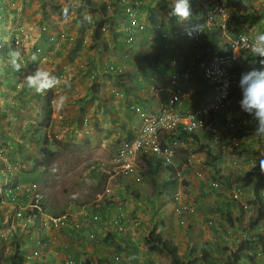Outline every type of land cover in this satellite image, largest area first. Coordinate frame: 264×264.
<instances>
[{
    "label": "rangeland",
    "instance_id": "rangeland-1",
    "mask_svg": "<svg viewBox=\"0 0 264 264\" xmlns=\"http://www.w3.org/2000/svg\"><path fill=\"white\" fill-rule=\"evenodd\" d=\"M191 1L194 13L197 4ZM257 1L258 4L251 0H239L242 7L238 10L237 19L231 20L228 30L230 34L251 29L257 18H261L264 14V0ZM102 2L103 0H0V27H3L2 36L5 39L3 47L0 48V148L3 150L0 157V192L8 185L9 189L15 187V196L23 197L9 202L0 196V264L6 263L13 255L14 247H11V243L15 235L18 237L19 249L26 255L35 239L57 234H60L55 237L57 243L72 237L73 248H69L67 252L72 251L78 259H87L85 264H171L167 257L147 249L144 238L153 229L156 233L163 234L165 239L176 243L179 253L185 258L193 256L192 249L207 247L211 249V258L216 260V264H264V220L259 223L260 228L246 229L253 211L250 203L253 187L236 185L242 190L239 198L234 197L232 189H226L223 185L214 187V169L205 163L207 154L200 151L204 144L210 142L214 149L223 152L216 161L223 173L236 176L250 172L253 177H260L258 161L261 158L252 153L250 160L249 154L242 151L246 144L252 141L254 143V140V149L260 148L258 136L251 132L245 138L237 136L238 129L252 131L247 128L250 120L248 113L240 107L238 91L232 98V111L226 116V121L222 120L225 147L205 135L189 137L193 140L183 138L185 141L180 149L184 151L179 160L187 162V155L191 153L194 162L185 168L180 166L182 178L178 177L171 196L151 195L146 177L143 182L137 183L132 176L127 178L111 173L114 153L120 141L127 135V128L136 125L133 130L135 136L136 128L139 127L140 122L131 110L130 99L135 101L144 100V96L151 97L154 86L168 88L170 76L161 74L167 71L168 66L161 70L159 63L151 64L139 55L140 51H146L152 54L154 60L158 38L152 37V42L145 43L139 38L134 44L126 45L122 40L124 34L119 31L120 18L113 16L111 12L106 14L108 28L106 31L102 30L103 40L93 41L94 21L101 16ZM65 6H70L67 17L62 12ZM149 8L148 13L151 14L152 8ZM168 11L169 8L165 9L164 17H169ZM85 12L91 16V22L82 20L81 15ZM244 14L248 16L244 17ZM241 15L245 19L242 23H237ZM256 15L259 17L255 18ZM196 20H192V23ZM87 24L90 27L84 29L83 25ZM20 30L29 37L22 34L23 37L20 38ZM15 34L21 40L12 44L15 46L12 47L10 36ZM221 37L225 39L223 35ZM186 41V37L182 35L178 43ZM148 44L150 47H146ZM38 48L41 49L40 52L37 51ZM12 49H19L27 64L18 72L11 67L8 60L6 50ZM123 53L129 57L124 58ZM32 55L37 56L36 63L31 62ZM248 58V54H244L242 59L246 68L251 64L248 61V66L246 65ZM37 64L60 80L56 88L43 95L29 90L24 80ZM109 65L121 68V72L111 71ZM200 70L201 66H198L194 74L181 73V82L185 88L193 75L199 72L202 75ZM22 88L27 91L24 93ZM61 97L65 98L63 107H60ZM46 102H50L53 107L50 126L42 124V111ZM253 122L256 125L254 119ZM229 123H233L234 127ZM40 124L44 127L37 133L36 129L40 128ZM46 133L49 134V141L42 137ZM52 136L68 142V145H52ZM233 136L238 137L240 145L235 144ZM46 144L58 153L55 157H49L52 171L45 181L39 182L46 204L59 210L66 206V212L81 220V209L86 207L89 212L94 211L98 194L106 188L111 190V195H104L105 202L102 201L100 208L103 220L94 229L99 230L100 234L93 241L86 237L84 231L87 228L89 232L90 226L94 225L90 221L85 226L80 224V228L75 227L73 233H67L60 228L42 227L34 216L27 214L32 209L30 202L35 194L34 191L27 194L25 188L42 169L39 167L35 171L34 158H44L41 148ZM23 145L29 157H24L19 152ZM255 163L256 171L254 168L250 170ZM27 170L31 176L25 179L31 180L20 181ZM167 176L168 173H162L159 176L160 182ZM219 182L221 183L220 180ZM172 193H177L179 200L172 198ZM262 193L264 195V191ZM180 205L187 209L179 212V208L177 210L175 206ZM20 208H23V215L17 216ZM121 209L127 213L124 231H118L107 220V216L114 218ZM181 209L183 208L180 207ZM111 222L113 223L112 220ZM75 233L84 235V240L76 241ZM253 234H257V239L252 238L254 249L247 251L248 255L243 254L238 263L233 262V252L238 248L241 239ZM106 238L110 241L105 242ZM113 241L120 244L118 254L119 248L112 244ZM83 250L86 251L82 253ZM36 264L42 263L36 261Z\"/></svg>",
    "mask_w": 264,
    "mask_h": 264
},
{
    "label": "built area",
    "instance_id": "built-area-1",
    "mask_svg": "<svg viewBox=\"0 0 264 264\" xmlns=\"http://www.w3.org/2000/svg\"><path fill=\"white\" fill-rule=\"evenodd\" d=\"M200 6V15L198 22L193 23L189 28L181 29L179 27H173L166 29L160 25L159 34L151 31L146 33L149 27V15H144L142 12V0H103L102 3L106 4L107 12H111L113 16L120 18L118 26L124 36L122 40L126 45H132L140 38L142 41L145 36L151 40L152 37L158 38L159 50L157 51L161 57H166L167 62L172 67L165 74H169L170 83L168 89V95L166 99H158L155 102L142 103L138 100L131 101V110L138 119L139 127L135 136L130 140H123L120 142L112 163L114 167L112 171L115 174H122L129 176L134 174L136 182H142L143 177L140 174V165L138 155H154L157 156L163 166L176 167V156L182 140L180 139L181 133L197 134L212 137L221 147H225V133L223 132V125L221 118L228 116L233 109L231 103L233 101V95L238 90H241L239 81L241 74L249 71L245 66L243 54L250 52L251 41L258 33H264V28L255 32V26L248 30H240L232 36L227 34L228 24L231 20V11H237L239 8L234 4L229 5V0H198ZM235 3V1H234ZM148 18V19H147ZM108 22L103 26L102 30H107ZM194 25L202 26L203 30L198 33H194L190 38L187 34V30ZM2 27V26H1ZM0 27V48L4 45V38L2 36V28ZM214 29H222L227 41L226 44L230 45L232 51L225 54L209 55L202 59V47L207 39L209 31ZM19 37H23V33L20 30ZM23 34V35H22ZM15 34L11 37V45L19 43L20 38ZM153 35V36H152ZM184 35L187 39V46L185 44H179L180 37ZM24 37L28 38L27 34ZM16 38V40H15ZM25 38V39H26ZM243 38V42H242ZM176 44H179L177 47ZM220 46V47H222ZM12 47H15L12 45ZM6 49V48H5ZM41 51L40 48L37 49ZM198 66H201V73L204 79L211 85L210 97L191 108H186L182 105L183 101L190 97V92L183 86L182 75L180 69H185L187 74H191L196 70ZM111 71H120L121 68H115L113 65L108 66ZM123 95V94H122ZM231 127H234L233 123H229ZM238 136V135H237ZM237 136H233V140L236 145H240ZM3 155V150L0 148V157ZM192 160L188 159L187 164H191ZM180 175V172H178ZM212 185L216 188L220 186L219 181H213ZM234 197L239 198L242 190L236 188L232 189ZM183 209L179 212L187 209L182 206ZM84 215L87 214L85 210H82ZM23 215V208H20L17 216ZM125 215L121 213L118 215L114 223L119 230H123L122 225ZM100 220V215L95 214L93 221ZM43 225L52 226L54 228H66L73 226L80 228V223L70 222V214L65 213L62 215H46L42 219ZM89 237L94 240L96 234L90 233ZM46 245L43 239H39L37 247L33 248L27 255L28 259H42V247ZM59 264H78L73 256H67L62 259Z\"/></svg>",
    "mask_w": 264,
    "mask_h": 264
},
{
    "label": "trees",
    "instance_id": "trees-1",
    "mask_svg": "<svg viewBox=\"0 0 264 264\" xmlns=\"http://www.w3.org/2000/svg\"><path fill=\"white\" fill-rule=\"evenodd\" d=\"M193 1L195 3V0ZM171 4H172L171 1H158L156 3V7L159 10L164 11L165 9L169 8ZM229 4H234L233 0H229ZM101 8H102V10H100L101 16L99 18H96L94 21L95 26L93 30V41L95 42H99L100 40H103L102 28L108 22V18L106 15L107 14L106 4L102 3ZM196 11L201 13L200 7H198ZM83 14L81 15L82 20H83ZM230 15L231 17H234L236 15V11L234 10L231 11ZM149 18H150V22H149L150 24H149V27L147 28V31L152 30L155 33L159 32L161 22H160L158 13L152 12L151 14H149ZM228 28H230V22L228 24ZM212 41L213 40L209 41L208 39H206L203 44L202 52H201L203 60H205V58L208 57L209 55L225 54V53L232 51L230 45L226 44L225 46L218 47L214 45ZM245 54H248L249 56V58L247 59L246 65L248 66V61L251 62V64L248 66L249 70H252V69L264 70V64L260 62L261 59H264V58L255 57L251 52H248ZM139 55L140 57L146 58V60H149L151 64L157 65L159 63V67L161 68V70H164L166 66H168L167 68H169L170 64L165 61L164 62L166 64H164L163 59L159 55H155L154 60L151 56L152 54L146 51H140ZM180 72L184 74L185 69H182V70L180 69ZM191 74H194V72H192ZM201 78L204 79L203 76H201ZM14 87L16 88V85ZM24 88H22V91L25 93L27 90ZM238 97L242 99V92L238 93ZM138 101H141V100L139 99ZM52 115H53V107L50 102H46L43 108V111H42V116H43L42 124L44 126L51 125ZM248 117L250 120V124L248 127L247 126L246 127L248 129L250 128L252 131L246 132L247 131L246 129H238L237 135L241 138L247 137L248 134H250V132L254 134L256 125L253 122V118L250 114H248ZM221 120L226 121L227 117L226 116L222 117ZM42 124H40V128L36 129L37 133L42 131V127H44ZM42 137L45 140L49 141L48 133L42 134ZM187 137L188 136H185L186 140H187ZM132 138L133 137H129V138H126L125 140L130 141ZM258 142H260L261 145H260V148L256 150L254 149L255 143H256L255 140H254V143L252 141L251 143H248L243 147L242 151L249 154L248 159L252 160V156H251L252 153H256L258 157L261 159L264 158V136H258ZM51 144L57 147L60 145L65 147L66 145H68V142L59 140L56 136H52ZM183 151L184 150L179 149L178 155L180 156V154ZM200 151H204L207 154L205 163L213 167L214 169L213 178L218 181L220 180L222 183L221 185H223L226 189H231L235 187L236 185H241V184L253 187V198L250 200V203L253 205V211L250 215V218L248 219V225L246 229H248V227L251 228V230H255L256 228H259L257 227V225L262 220H264V197H263L264 195L262 193V191H264V173H261L260 177L258 176L259 178L253 177V173H250V172L246 173L245 175L236 174V176L232 174H225L218 168V164L216 162L217 159L222 156L223 154L222 150L214 149L213 147L210 146V143H207L201 147ZM19 152H21L24 157L30 156L29 154L26 153L24 149V145L19 149ZM57 154L58 153H56L49 144H46L45 146L41 148V155L44 158L43 159H40L39 157L34 158V165L36 166L35 171H37L39 167H42V169L39 170L37 173V181L42 182V181H45L46 178H48L47 177L48 174H50L52 171L51 168L49 167L50 161H51L49 157H55ZM140 167H141V174L145 176L146 178H148L151 195H166L175 190L177 180L175 179V173L173 169L171 171L170 170L167 171L169 176H167L164 179V181L160 182L159 176L161 175V173L165 172L167 168L163 167L161 160L157 156L140 154ZM254 170L256 171V167L254 168ZM27 176H31L28 170L27 172L24 173V176L21 181L23 182L30 181V179L29 180L25 179ZM3 189H4L3 191L5 192L3 191L0 192L1 199H5L9 202H14V201L19 200L20 198H23V197L15 196L14 192L10 191L8 185H6V187H4ZM42 208L46 212L51 213V214L64 213L66 211V206L61 207L59 210L58 208H56L55 206H52L51 204H47V205L43 204ZM95 209L96 211L101 212L99 208H95ZM27 214L30 217L34 216L37 222L41 224L40 217H39L40 211L37 208L29 209L27 211ZM256 237H257V234H253L252 236L241 239V242L239 243L238 248L233 252V255H232L233 262L238 263L240 259L242 258L243 254L248 255L246 252L247 251L249 252L254 249V245L252 244V238L257 239ZM41 238L44 239L46 245L49 244V239L47 236H42ZM17 239L18 237L17 235H15L11 243V247H14L13 248L14 253L13 255L10 256L8 261L3 264H36L35 260H27L25 258L22 251L19 249V242ZM109 241L110 239L106 238L105 242H109ZM38 243H39V237L35 239L34 245H38ZM144 243L150 252H154V253L159 254L160 256L167 257V259L170 261L171 264H216V260H214V258L213 259L211 258V249L207 247H203L201 249H192L191 253L193 256H190V257L187 256L185 258L179 253V247L176 243H172L169 239H165L163 237V234L156 233L155 229H153L150 232V234L144 238ZM112 244L119 248L117 254L120 253V249H121L119 246L120 244L116 241H113ZM77 263L82 264L79 260H77ZM109 263H112V262H109ZM45 264H47V262Z\"/></svg>",
    "mask_w": 264,
    "mask_h": 264
},
{
    "label": "clouds",
    "instance_id": "clouds-1",
    "mask_svg": "<svg viewBox=\"0 0 264 264\" xmlns=\"http://www.w3.org/2000/svg\"><path fill=\"white\" fill-rule=\"evenodd\" d=\"M142 1H143L142 8L144 6H146L147 4H149V2H150V0H142ZM158 1H171V0H155V6H156V3ZM234 1H235L234 5H236V6L238 5L239 9H241L242 6H241V3L239 2V0L238 1L237 0H233V2ZM242 1H244V0H242ZM195 3L197 4V7H200L198 0H195ZM238 10L236 12H238ZM62 12H63V15L65 17H67L69 15V12H70V6L63 7ZM167 14L170 17H176L178 19V21H180V22L190 21L191 18H192V14H193L192 13L191 0H172V4L169 6V11H168ZM91 19H92L91 16L87 12H85L83 14V21L84 22H91ZM233 19H237V16L231 17V20H233ZM231 20H230V25H231ZM202 30H203L202 26L194 25V26H192V28L187 30V34L191 38L194 33L201 32ZM228 30H229V28H228ZM228 30H227V34L232 36L233 34L228 33ZM157 33H159V32H157ZM146 41H148V42L151 41L152 42L153 40L148 39V36H147V38H144L143 43H145ZM159 42H160V40L158 41V48L155 51V53H156V55H159L161 57V55L157 53V51L159 50V45H160ZM242 42H243V38H242ZM146 47H150V45L148 44V45H146ZM154 48H156V47H154ZM6 52L8 53L9 63L11 65V67L15 71L18 72L23 67H26L27 64L23 60L22 53H21V51L19 49H12L10 51L6 50ZM250 52L255 57L264 58V33H258L255 36V38L251 41ZM243 58H244V56H243ZM37 59L38 58H37L36 55H32L31 56V62L36 63ZM162 59L167 62L166 57H163ZM260 62L262 64H264V59H261ZM244 66H245V63H244ZM171 68L172 67L170 66L167 69V71L164 72V74H166L168 72V70H170ZM24 80H25L27 88L29 90H31L32 92H34L35 94H38V95H43L47 91H50V90L56 88L57 85L60 84V80H59V78L57 76H55L52 72L46 70L45 68L39 66V64H37V67L34 69V71H32L31 73L27 74L24 77ZM239 86H240L241 90H238V93L242 92V99L239 101L240 107H241V109L244 112L250 114L253 117V119L256 121V127H255V131H254V135H256V136H264V70L252 69V70H249L247 72L242 73L240 81H239ZM158 99H163V98H158L157 96H154V100L153 101L155 102ZM164 99H166V98H164ZM64 103H65V98L61 97L60 98V107H63ZM204 135L207 136L206 134H204ZM178 136H180V139L182 140V142L186 140L185 136H188L187 140H193V139L189 138L191 136L202 137V136L197 135V134H189V133L188 134L187 133H181ZM207 137L209 138L210 136H207ZM183 138L185 140H183ZM123 140H125V138L122 139V141ZM122 141H120V142H122ZM207 143H210V142H207ZM210 146H211V143H210ZM193 158H194V156L192 157L191 153H190L189 155H187V162L186 161H181V160H179V155L177 154V156H176V167L174 168V167H165V166H163L164 168H167V170H165V172H163V173H168L167 171H169V170L171 171L173 169L174 173H175V179L177 180L178 177L182 178V171L180 170V166L185 168V167L193 164V162H194ZM188 159L192 160L191 164H187L188 163ZM138 160H139V165H140V155H138ZM258 163H259L258 166H259L260 172L264 173V158L260 159L258 161ZM256 165H257V163L253 164L252 167L250 168V170L252 168H255ZM178 172H180V175H178ZM111 173L116 175V176L117 175L124 176L122 174H115L113 171ZM140 174H141V167H140ZM131 176H132V178L135 181L134 174L129 175V176H124V177L128 178V177H131ZM142 177H143V180H142V182H143L145 180V176L142 175ZM146 180L148 181V178ZM137 183H140V182H137ZM27 185L28 186L25 188V192H27V194H29L32 191H34L35 197L32 198V200H31L32 202H30V207L31 208H37L40 211L39 217H40V220H41V226L42 227H49V226L43 225V222H42V219H44V217L46 215H53L54 216V215H62V214L68 213V214H70V222H71V224H74V222H77V223H80L81 226H82V224L84 226V224L86 222L90 221L91 223H93L94 225L90 226V228H89L90 231L88 232L87 236L89 237V234L94 232L96 234V237H99L100 231L97 230V229L96 230H94V229L96 228L97 224L100 223L103 219H102V216H101L102 215L101 212L96 211L95 208H99V209L101 208V206L103 205L102 201L105 202V200H103L104 195L105 196L106 195H111V190L109 188H106V190L104 192L98 194V201H97L98 203L95 205L94 211L89 212V210L85 209L86 207L83 206L84 209L82 208L81 211H80L81 212L80 213L81 214V216H80L81 220H80V219H77V217L73 218L72 214L70 212H66L65 211L64 213L51 214V213L46 212L42 208V205L46 204V197H44V195L42 196V192H40L41 189H40L39 181H37V176L35 177L34 180L32 179L31 182H29ZM220 186H221V183H220ZM236 188H238V186H236ZM231 189H233V188H231ZM10 191L15 192V187H12L10 189ZM167 195L171 196V192L166 194L165 196H167ZM177 195H178L177 193L175 195H174V193H172V198H174L175 200H179V197H177ZM182 206L183 205L175 206V208H177V210H178V208H180ZM82 210H85L87 212V214L84 215V212H82ZM177 210L175 209L176 212H177ZM121 213H123L125 216H127V213L124 212L123 209H121V212H119V214L115 215L114 218H110V217L107 216V220L109 221V223L113 224L115 226V229H117L118 231H124V229H125V221L127 220L126 217H124L123 222H122V225H123L124 229L123 230H119L117 228V226L115 225L114 220ZM95 214H99L100 215V220L97 221V222L93 221V216ZM111 220L113 221V223L111 222ZM66 228L76 229L73 226H68ZM61 229H64V228H61ZM41 237L42 236H40L39 239H43ZM48 239H49V244L48 245H44L42 247V249H41L42 250V256H43L42 257L43 261H40L39 259H28L27 258V255L31 252V250L33 248L37 247V245H34V244L31 246V249H29V252L26 255H25V253H23L25 258L27 260H35V261H38V262H40L42 264H45L48 259L46 257V254L43 253V252H45V250L50 246L51 237L48 236ZM90 240H92V239L90 238ZM71 256H73L74 259L77 261V258H76L75 255L71 254ZM45 257H46V259H45ZM61 261H62V259L59 261V263ZM47 264H51V263L49 262Z\"/></svg>",
    "mask_w": 264,
    "mask_h": 264
},
{
    "label": "crops",
    "instance_id": "crops-1",
    "mask_svg": "<svg viewBox=\"0 0 264 264\" xmlns=\"http://www.w3.org/2000/svg\"><path fill=\"white\" fill-rule=\"evenodd\" d=\"M248 1H250V0H244L243 2H248ZM251 2L254 3V4H258V1L257 0H251ZM149 7L152 8V12L158 13V15H160L162 17V18H160V22H161V25L163 27H165L166 29H171V28H173L175 26L176 27H179L181 29L189 28L193 23L198 22L199 21L198 18L201 17L200 13L197 12V11H195L192 14V18L194 17L193 19H191L190 21H185V22L178 21V19H176V17H170V16L169 17H164V15H165V13H163L164 11L158 10V8H156V6H155V0H151L149 2V4H147L146 6H144L142 8V12H143L144 15H146V14L148 15L149 14L148 13L150 11V8ZM196 13L198 14V16H197ZM238 13L239 12H236V15L235 16H237ZM245 16H248V15L247 14H244V17ZM242 17H243V15H241V18L239 19V21L237 23H242V21L245 19L244 17L243 18ZM254 17L256 18V17H259V16L256 15ZM195 18L197 20L192 23V20H194ZM251 19L254 20V18H251ZM234 25L235 24H233V26ZM254 26H255V32H257L260 29H263L264 28V14L261 16V18L260 17L257 18V20L254 22ZM83 27H84V29H88V27H90V24L83 25ZM221 35H223V38H225V39H221L222 38ZM227 36L228 35L225 34L224 32H222L221 30L214 29L213 31L211 30L208 33L207 39L209 41L210 40H213L212 41L213 44L216 45V46H218V47H220V46L223 45V43H222L223 40L224 41L227 40L226 39ZM184 44L186 45L188 43L187 42H184ZM122 55H123L124 58L129 57L128 54H124L123 53ZM161 74H164V73H161ZM201 76L202 75H200V72L198 74L196 73L195 75L192 76L193 79L187 85V90L190 92V97L188 99L184 100L183 103H182V105L185 106L186 108H191L193 106H196V105H198V104L206 101L210 97V95H211V90H212L211 85L206 80L202 79ZM158 79H160V78H158ZM164 79H165V82L168 83V81L166 80V78H164ZM154 89L155 90L151 92V97L150 96L149 97L148 96L147 97L144 96L143 97L144 100L139 101V102L147 103L149 100L153 101L154 100V96H157L158 98H163V99L167 97V94L166 93H167V91H168L169 88H165L164 89V88H157L156 86H154ZM160 93H163V94H160ZM133 97H134V95H133ZM130 100H133V99L131 98ZM135 126L136 125H133L132 127L129 126L127 128V135L125 136V139L134 136L133 130H134ZM169 209H171V208H169ZM173 215H175L176 217H178L177 214H173ZM160 219L163 220L162 217H160ZM85 225H86V223L84 224V226ZM257 227L260 228V225L258 224ZM61 230L62 231H66L67 233H69V232L73 233V231H75V230L70 229V228H64V229H61ZM58 231L59 230H57V232ZM84 231L86 233V234L85 233L84 234L87 237L88 229L85 228ZM59 235L60 234H57L56 236L55 235L54 236H52V235L50 236V237H52L51 238V244L45 250V252H43V253L46 254V257L49 260L48 262H50L51 264H59V261L61 259L65 258L67 256H71V254H72V251L67 252V251H69L68 250L69 248H73V241L71 239L72 237L71 238L70 237L68 238L69 242L67 240V241H62L60 243L59 242L57 243V240H56L55 237H57ZM74 237L76 238V241H78V239H80L81 241L84 240V235H82V234H76L75 233V236ZM63 242H67V244L64 245ZM59 246H61L62 248L61 247L59 248ZM125 246H126V244H125ZM87 249H89V248H87ZM85 251L86 250H83L82 253H84ZM46 257H45V259H46ZM76 258H78V256ZM78 260L82 264L87 261V259H84V258H81V257Z\"/></svg>",
    "mask_w": 264,
    "mask_h": 264
}]
</instances>
